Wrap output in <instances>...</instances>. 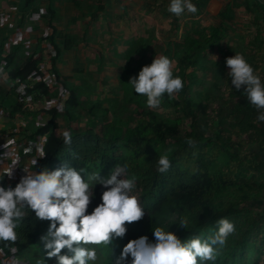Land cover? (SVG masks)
<instances>
[{
	"label": "trees",
	"instance_id": "obj_1",
	"mask_svg": "<svg viewBox=\"0 0 264 264\" xmlns=\"http://www.w3.org/2000/svg\"><path fill=\"white\" fill-rule=\"evenodd\" d=\"M250 1L255 10L260 12L261 27L259 25L260 31L249 42L252 54L246 55V58H250L249 62L264 76V0ZM30 2L25 0L26 5ZM193 3L198 8L194 14L201 15L208 0H193ZM43 4L51 32L42 39L51 45L54 54L50 62L55 64L57 58L77 46L79 40L57 32L53 25L56 19L54 0H43ZM102 8L99 7V11ZM169 17L175 21L180 16L169 12ZM56 38L61 39V46L56 43ZM184 39L183 43L178 44L182 55L180 65L186 63L187 67H191L192 75L197 77L200 71H206L209 64L206 60L201 63L203 43L199 37L190 34ZM148 42H138L120 70L118 88L121 105L119 101L111 114L105 108L102 113L95 114V104L84 105L76 91L65 86L68 92L67 107H75L88 118L108 120L109 115L116 117L109 133L99 134L90 125L81 131L71 130L70 121L66 120L69 110L66 108L58 117L56 109L52 107L46 123L33 128L19 125L15 128L13 135H19V140L23 141L18 157L25 162H21L11 176L5 175L0 183L15 186L26 174L24 170H34L31 160L33 154L34 158L38 154L36 146L29 140L36 137H43L40 148L43 147L47 153L45 157L38 158L37 171L43 167L52 170L70 165L89 168V171L100 169V175L107 176L117 164L128 163L138 177L137 194L148 211L141 220L126 224L127 232L123 237L125 244L141 235H147L154 241L152 229L161 222V218L174 217L180 214L175 211L184 210L190 215L189 230L177 223L169 226V230L182 240L194 235L191 232L193 229L202 232L215 230L216 221L226 217L237 228L236 233L229 237L228 244L244 247L247 242H251L256 251L253 264H264V121L258 120L260 112L247 100L243 86L239 90L231 86L228 71L220 72L212 91H207L204 96H193L192 87L196 82L193 77L186 75L187 67L177 72L184 79L183 90L171 98L166 95L159 108L148 107L146 97L134 93L127 84L143 65L150 63ZM2 46L1 41L0 54ZM35 56L34 53H28L16 64L12 62L11 55L0 56V60L4 61L7 77L20 84L39 72V60ZM52 73L59 77L55 68ZM34 91L46 96L48 87L40 79L24 86L22 95ZM5 95L6 90L0 88V108H3L4 114L13 116L16 112L27 111L21 97L18 102L6 107ZM130 106L134 108L130 109ZM57 118H64L65 128L71 130V144L64 143L62 133H55L53 128L59 125ZM190 140L195 141V144L190 145ZM169 148L172 149L169 154L172 167L168 172L160 173L157 171V160ZM16 164L17 161H14L13 165ZM94 190L96 199L89 211L100 202V194L104 189L97 184ZM48 224L46 220L35 218L34 214L28 217L27 227L21 230V239L16 242L20 248L15 254L16 258L21 252L36 249L40 258L26 264H37L42 257L45 264H57L55 257L46 256L41 240ZM260 234L262 237L258 244L256 241ZM0 247H4V253H0L1 264L4 260L12 259L13 254L6 245L0 244ZM64 251L66 249L62 250V254ZM215 264L232 263L218 257Z\"/></svg>",
	"mask_w": 264,
	"mask_h": 264
},
{
	"label": "rangeland",
	"instance_id": "obj_2",
	"mask_svg": "<svg viewBox=\"0 0 264 264\" xmlns=\"http://www.w3.org/2000/svg\"><path fill=\"white\" fill-rule=\"evenodd\" d=\"M168 4L169 0H77V6L73 7L70 0H54L57 16L53 25L57 32L78 39L79 43L68 53H62L53 64L50 58L54 51L47 40L42 39L51 32L43 0H31L28 5L25 0H0V41L3 44L0 56L11 55L14 64L28 53H34L39 60V72L20 84L6 78L7 69L4 61L0 60V88L13 89L11 94H15L18 101L21 97L23 105L28 108L24 113L13 115L16 121H20L19 127L33 128L46 123L54 107L58 117L66 108L69 110L66 120L70 121L71 130L81 131L90 125L99 134L109 133L116 117L109 115L108 120L88 118L75 107H67L65 86L76 91L84 105L95 104V114L102 113L104 108L111 114L119 101L121 105L118 88L120 70L138 42L149 41L150 63L155 56L168 55L174 60L177 72H182L187 65H180L182 55L178 44L183 43L188 34L199 37L204 48L200 54L201 63L206 60L209 64L206 71H200L197 77L192 75L191 67H187L186 75L196 82L192 87L193 96H204L207 91H212L220 72L228 71L226 58L236 52L245 56L252 54L249 42L260 31L259 25L261 27L260 12L255 10L252 1L208 0L201 15L185 11L175 21L169 17ZM99 6L103 7L102 11L98 10ZM73 15L74 19L70 20ZM55 41L61 46L60 38ZM54 68L59 77L52 73ZM39 79L48 87L46 96L39 95L37 91L22 95L24 85L29 86ZM133 108L130 106V109ZM60 119L57 118L59 125L53 128L56 134L66 130L64 118L61 122ZM42 140L43 137L29 140L36 146L37 154ZM21 162H25L24 159ZM212 231L210 229L205 233ZM261 237L262 234L257 236L256 243L259 244ZM115 243L116 254H119L125 245L124 239ZM255 253L251 242L244 247L227 243L218 257L232 264H253ZM17 258L26 264L40 258V253L31 249L21 252ZM1 264L15 262L12 258Z\"/></svg>",
	"mask_w": 264,
	"mask_h": 264
},
{
	"label": "clouds",
	"instance_id": "obj_3",
	"mask_svg": "<svg viewBox=\"0 0 264 264\" xmlns=\"http://www.w3.org/2000/svg\"><path fill=\"white\" fill-rule=\"evenodd\" d=\"M168 11L181 16L185 11L196 13L198 8L193 0H169ZM225 64L231 86L236 90L243 86L247 100L260 112L258 120L264 121V76L242 52L226 58ZM127 84L134 93L146 97L148 107L159 108L164 97L180 93L185 82L177 74L174 60L159 55L143 65ZM62 136L65 144H71V130H64ZM171 151L169 148L159 156L158 172L166 173L172 167ZM46 155L45 149L39 148L38 157L31 162L34 170H24L26 174L15 186L0 183V244L8 247L15 264H23L15 257L20 251L16 242L31 214L49 222L41 240L46 256L55 257L57 264H215L229 237L237 231L234 222L221 217L211 233L193 229L194 235L182 240L169 226L177 223L189 230L191 219L184 210L175 211L180 214L162 217L152 229L154 241L141 235L130 239L116 254L115 242L126 235V224L141 220L148 211L137 194L138 177L131 165L117 164L107 176H101L100 169L89 171L70 165L37 171L38 158ZM12 169L0 173V181L5 175L11 176ZM97 184L104 190L100 202L89 211L96 199ZM0 253H4V247H0ZM37 264H45L43 257Z\"/></svg>",
	"mask_w": 264,
	"mask_h": 264
},
{
	"label": "crops",
	"instance_id": "obj_4",
	"mask_svg": "<svg viewBox=\"0 0 264 264\" xmlns=\"http://www.w3.org/2000/svg\"><path fill=\"white\" fill-rule=\"evenodd\" d=\"M70 2L73 7L77 6L76 4L77 0L76 2H74L73 0H70ZM99 7H98V10H99ZM56 16H57V12H56ZM71 19H74V15L70 16V20ZM11 92H13V89L6 90V95L4 97V104L6 103L7 106L13 105L16 102H18V98L16 97V95L11 94ZM19 124H20V121L18 120L16 121V119H14L13 116L5 115L3 112V108H1V112H0V173H4L12 167H13L12 171L20 167L22 159L18 157V154L21 148L23 147V141L19 140V135H13L14 134L13 131L16 130L15 128ZM15 134L17 133L15 132ZM12 141H14V143H11ZM14 161L15 162L17 161V164H16L17 166L13 165Z\"/></svg>",
	"mask_w": 264,
	"mask_h": 264
},
{
	"label": "built area",
	"instance_id": "obj_5",
	"mask_svg": "<svg viewBox=\"0 0 264 264\" xmlns=\"http://www.w3.org/2000/svg\"><path fill=\"white\" fill-rule=\"evenodd\" d=\"M5 74H6V72H5ZM6 77H7V74H6ZM39 80H40V79H39ZM39 80H37V81H39ZM37 81H35V82H37ZM35 82H33V83H35ZM33 83H32V84H33ZM32 84H30V85H32ZM24 86H25V85H24ZM23 88H24V87H23Z\"/></svg>",
	"mask_w": 264,
	"mask_h": 264
}]
</instances>
